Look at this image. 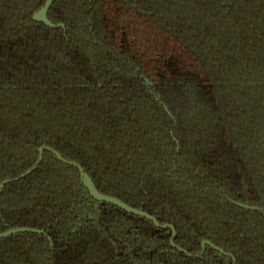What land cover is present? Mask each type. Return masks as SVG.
<instances>
[{"label": "trees", "instance_id": "1", "mask_svg": "<svg viewBox=\"0 0 264 264\" xmlns=\"http://www.w3.org/2000/svg\"><path fill=\"white\" fill-rule=\"evenodd\" d=\"M47 1L0 0V186L51 149L186 253L45 150L0 264H264V0Z\"/></svg>", "mask_w": 264, "mask_h": 264}, {"label": "water", "instance_id": "2", "mask_svg": "<svg viewBox=\"0 0 264 264\" xmlns=\"http://www.w3.org/2000/svg\"><path fill=\"white\" fill-rule=\"evenodd\" d=\"M56 1L57 0H48L45 3L44 7H42L33 16V21L35 23H37V24L45 25L46 27H48L49 29H52V30L65 29V26L64 25H62V24L55 25L48 18L49 12H50L51 8L53 7V5L56 3ZM45 150L54 153L55 156H56V158L60 162L66 164V165H68L70 167L76 168L78 170L81 183L83 184V186L85 187V189L88 191V193L92 197V199H94L95 201L100 202V203H106V204H109V205H113V206L121 209L122 211H124V212H126L128 214H131V215H134V216H137V217L144 218V219L152 222L154 224V226L156 228H158V229H164V230L170 229L172 231V239H171L170 243H171V245L174 248H177L175 246V243H174L175 242V238H176V231H175L174 227L169 226V225H160L158 223V221L156 220L155 217H153V216H151V215H149V214H147V213H145V212H143L141 210H137V209L131 208L128 205H126L125 203H123L122 201H120L119 199H116L114 197H110V196H106V195L100 194L98 192V190L96 189V186H95L93 180L90 178V176L84 171V169L80 165H78L75 162H71V161L64 160L63 157L59 153H57L55 151H52L51 149H48V148H42V149H40L39 159H38L36 165L31 170H29L28 172H26L24 175H22L19 178H16L14 180L5 181L0 186V194L2 193V191L4 190V188H5V186L7 184H10V183H12L14 181H18L21 178H25L26 176H28L32 172H34L36 170V168L42 162V160H43V154H44V151ZM236 205L238 207H240L242 209H245V210H248V211H260V209L259 208H256V207H249V206L241 205V204H238V203H236ZM26 233L37 234V235H41V236L45 235V232L44 231H39V230H34V229H28V228H18V229H14V230L7 231V232H4V233L0 234V241L3 240V239L10 238V237L15 236V235L26 234ZM206 246L212 247L216 251L220 252L221 254H224V251L222 249H219V248L214 247L209 242H203V244H202L203 251L205 250V247ZM177 249H179L183 253H186L184 250H182L180 248H177Z\"/></svg>", "mask_w": 264, "mask_h": 264}]
</instances>
